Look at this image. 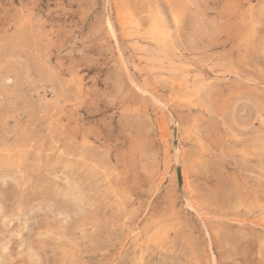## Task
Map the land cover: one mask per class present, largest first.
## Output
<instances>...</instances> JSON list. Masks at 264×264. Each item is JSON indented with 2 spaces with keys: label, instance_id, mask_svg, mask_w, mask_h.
<instances>
[{
  "label": "rangeland",
  "instance_id": "374dc122",
  "mask_svg": "<svg viewBox=\"0 0 264 264\" xmlns=\"http://www.w3.org/2000/svg\"><path fill=\"white\" fill-rule=\"evenodd\" d=\"M0 264H264V0H0Z\"/></svg>",
  "mask_w": 264,
  "mask_h": 264
},
{
  "label": "bare ground",
  "instance_id": "6f19581e",
  "mask_svg": "<svg viewBox=\"0 0 264 264\" xmlns=\"http://www.w3.org/2000/svg\"><path fill=\"white\" fill-rule=\"evenodd\" d=\"M108 25H109V27L111 28V25H110V23H108ZM167 39H168V38H167ZM156 40H158V38H157Z\"/></svg>",
  "mask_w": 264,
  "mask_h": 264
},
{
  "label": "trees",
  "instance_id": "16d2710c",
  "mask_svg": "<svg viewBox=\"0 0 264 264\" xmlns=\"http://www.w3.org/2000/svg\"><path fill=\"white\" fill-rule=\"evenodd\" d=\"M179 179H180V177H179Z\"/></svg>",
  "mask_w": 264,
  "mask_h": 264
}]
</instances>
